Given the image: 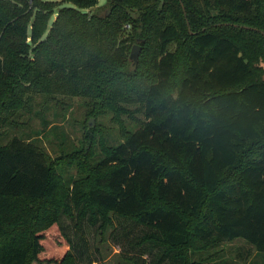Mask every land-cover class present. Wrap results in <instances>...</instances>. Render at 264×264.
Listing matches in <instances>:
<instances>
[{
	"label": "trees",
	"instance_id": "16d2710c",
	"mask_svg": "<svg viewBox=\"0 0 264 264\" xmlns=\"http://www.w3.org/2000/svg\"><path fill=\"white\" fill-rule=\"evenodd\" d=\"M99 2L0 0V134L39 93L89 98L121 126L92 181L60 198L38 145L0 143V264H78L63 215L102 240L117 218L142 227L135 264H189L193 242L237 238L264 253V0ZM52 227L60 257L45 254Z\"/></svg>",
	"mask_w": 264,
	"mask_h": 264
},
{
	"label": "rangeland",
	"instance_id": "374dc122",
	"mask_svg": "<svg viewBox=\"0 0 264 264\" xmlns=\"http://www.w3.org/2000/svg\"><path fill=\"white\" fill-rule=\"evenodd\" d=\"M94 10L102 15L109 14L112 0H100ZM138 13L139 9L132 10L133 15ZM125 28H129V24ZM133 33L125 30L122 35L128 38ZM135 44L140 45L137 40L131 41L130 54ZM254 62L258 66L264 65L262 59L256 58ZM32 104L30 110H22L9 117V123L0 134V143L6 144L18 135L38 145L54 168L59 198L75 180L88 185L94 178V166L103 156L104 147L121 140V126L113 121L111 112L94 116L91 112L93 102L82 96L49 97L39 93L33 96ZM122 116L129 127L134 126L127 114ZM61 221L75 244L78 264H135L128 257L136 256L143 263L140 249L132 242L135 236L143 233L142 227L117 218L115 226L102 240L97 225L84 221L77 226V221L67 215H63ZM195 222L192 220V224ZM45 242L47 256L60 257L66 248L56 227L47 230ZM143 258L145 262L153 260L147 254ZM189 264H264V253L241 238L210 247L193 242Z\"/></svg>",
	"mask_w": 264,
	"mask_h": 264
},
{
	"label": "water",
	"instance_id": "95a60500",
	"mask_svg": "<svg viewBox=\"0 0 264 264\" xmlns=\"http://www.w3.org/2000/svg\"><path fill=\"white\" fill-rule=\"evenodd\" d=\"M181 4L183 6V9L185 10V7H184V4H183L182 0H181ZM242 27H245V28H253L254 29V27L247 26V25H243ZM140 48H141V46L138 45V44H135L132 47L131 54H130V56H131L132 59H134V60H137L138 59ZM90 124H92V122H90Z\"/></svg>",
	"mask_w": 264,
	"mask_h": 264
}]
</instances>
